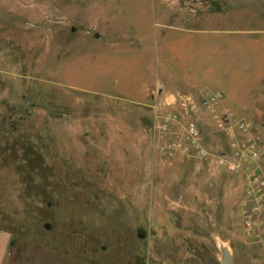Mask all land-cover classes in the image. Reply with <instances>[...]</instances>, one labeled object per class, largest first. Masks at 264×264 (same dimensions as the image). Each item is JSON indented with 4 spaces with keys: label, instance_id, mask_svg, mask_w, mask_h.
I'll return each instance as SVG.
<instances>
[{
    "label": "rangeland",
    "instance_id": "374dc122",
    "mask_svg": "<svg viewBox=\"0 0 264 264\" xmlns=\"http://www.w3.org/2000/svg\"><path fill=\"white\" fill-rule=\"evenodd\" d=\"M171 6L220 19L202 44L220 82L244 91V111L220 93L214 109L245 132L219 131L197 104L158 103L152 129L151 106L114 95L134 85L117 68L143 52L110 47L114 27ZM153 30L147 58L159 70L170 55ZM190 120L206 157L161 154ZM245 141L258 160L229 172L225 158ZM5 243L11 263L51 248L64 264H222L223 247L229 264H264V0H0V253Z\"/></svg>",
    "mask_w": 264,
    "mask_h": 264
},
{
    "label": "crops",
    "instance_id": "0c3cea01",
    "mask_svg": "<svg viewBox=\"0 0 264 264\" xmlns=\"http://www.w3.org/2000/svg\"><path fill=\"white\" fill-rule=\"evenodd\" d=\"M171 8L177 11L157 13L137 11L136 19L133 20L132 17V21L124 26L114 27V36L118 35V38L108 41L110 47L132 48L135 43V47H141L140 49L143 50L140 57L132 60L129 66L117 68L122 79L128 73L133 76L134 85L128 84L126 90V83H120L114 95L141 108L151 106L153 110L148 117L152 129L158 126L156 115H153V112H158L154 110L156 105L159 103L165 110H169L176 106L179 97L194 98L197 101L213 93H220L223 97L221 104H224V107L244 111V91L233 87L230 84L233 82L231 79L228 80V85L220 82L221 79L217 74L219 68L211 65L213 47L209 46V43L207 47L202 44L204 41L202 34L212 23L220 19H188L183 9L172 6ZM153 26L163 31L158 35L162 41V54L170 55L161 60L159 70L152 60L147 58L148 48H152L150 42L155 35ZM102 41L106 42V40ZM93 42H101V40L95 36ZM137 125L139 126V123ZM51 255H54L51 248L34 249L31 264H57V262L64 264L63 260H53ZM0 264L27 263L24 261L11 263L10 253L5 243L0 253Z\"/></svg>",
    "mask_w": 264,
    "mask_h": 264
},
{
    "label": "built area",
    "instance_id": "2783aa9c",
    "mask_svg": "<svg viewBox=\"0 0 264 264\" xmlns=\"http://www.w3.org/2000/svg\"><path fill=\"white\" fill-rule=\"evenodd\" d=\"M221 100L222 97L219 93H213L208 97L200 98L197 102L192 98L179 97L177 105L182 109L196 112L197 104L199 110H204L212 117L221 132H227L232 128L238 132H245L248 127L243 120L236 119L227 112H223L219 116L215 113L214 108ZM173 122L174 118L171 115L164 116L161 119L159 127L164 135L169 132V127ZM176 149L184 155L193 153L197 159H204L206 157V152L200 146L197 128L193 120L188 121L184 126L182 136L177 144H165L159 148V151L161 154L170 155V152ZM258 153L259 151L255 143L250 141L241 142L239 145L232 146L231 153L225 158L224 165L229 172H233L240 164L256 163Z\"/></svg>",
    "mask_w": 264,
    "mask_h": 264
},
{
    "label": "water",
    "instance_id": "95a60500",
    "mask_svg": "<svg viewBox=\"0 0 264 264\" xmlns=\"http://www.w3.org/2000/svg\"><path fill=\"white\" fill-rule=\"evenodd\" d=\"M220 251H221V254H222L221 263L222 264H229V256L227 254V251L223 247L220 248Z\"/></svg>",
    "mask_w": 264,
    "mask_h": 264
}]
</instances>
